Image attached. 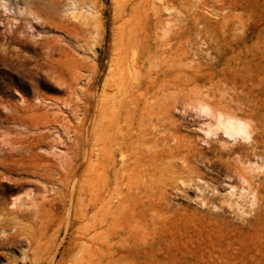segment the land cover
Here are the masks:
<instances>
[{"label": "rangeland", "instance_id": "obj_1", "mask_svg": "<svg viewBox=\"0 0 264 264\" xmlns=\"http://www.w3.org/2000/svg\"><path fill=\"white\" fill-rule=\"evenodd\" d=\"M127 1L79 0L77 15L88 3L98 12L97 21L87 25L67 10L73 0L39 5L0 0V153L19 150V141H34L35 152L44 158L33 160L25 153L8 157L12 170L0 158V264H57L63 257L62 264L96 260V245L78 240L83 225L69 224L84 205L79 201L81 186L86 191L95 188L94 163L84 153L96 137V123L107 126L110 102L100 93L115 46L122 30L129 33L130 27L141 24L130 10L124 11ZM174 9L166 26H192L197 39L198 20L200 26L233 41L235 51L229 48V55H237L233 65L248 81L239 98L230 89L223 104L253 123V136L258 135L260 143L254 138L207 136L201 128L210 119L178 102L173 119L191 147L188 160L177 159L182 167L177 172L165 167L157 206L128 207L124 217H117L113 244L129 248L157 239L154 251L162 258L160 264H264V0H189L185 9ZM162 16L170 18L168 13ZM129 18L130 25L124 26ZM94 36L97 42L91 49ZM203 45L190 46L195 56L208 54ZM44 134L47 138L40 139ZM58 154L67 160L79 154L84 167L76 188L62 183L65 171ZM24 161L48 163L52 169L36 167L26 173L20 169ZM40 173L56 180L47 181ZM60 193L67 197L65 206L33 204ZM15 200L25 203L29 218L13 219Z\"/></svg>", "mask_w": 264, "mask_h": 264}, {"label": "bare ground", "instance_id": "obj_2", "mask_svg": "<svg viewBox=\"0 0 264 264\" xmlns=\"http://www.w3.org/2000/svg\"><path fill=\"white\" fill-rule=\"evenodd\" d=\"M53 1L24 0V3L39 5L54 3ZM157 1L159 2L128 0L123 8L126 13L130 10L136 16L132 15L131 19L139 17L141 24L137 28L133 27L134 29L130 27L132 30L130 29L129 33L122 30L119 35L120 42L115 46L109 72L100 93V96H107L110 102L106 117L107 126L103 127L104 123L101 121L96 123V137L90 151L84 153L89 154L94 163L92 166L96 171L95 188L86 191L84 186H81L83 191H80L79 198L83 197L79 201L84 205L78 209L69 225L72 228L76 221H80L83 226L81 225L78 233L80 237L77 235L78 240L80 239L83 245H96L97 257L91 264H125L126 261H134L133 264H160L162 258L158 257L157 250L154 251L159 247L155 245L159 240L120 248L113 244L112 239L113 231L116 232L117 229V217H124L128 207L153 208L159 204L158 182L165 167L169 166L173 172H177L182 169L177 159L183 162L188 160L191 147L181 134L179 124L173 119V111L178 109V102L181 101L210 119L205 123L206 127L201 128L207 136L223 134L233 139L254 138L255 143H260L258 135L253 136L255 130L252 122L224 106L227 100L225 95L229 90H233V96L239 98L248 81L244 71L233 65L238 59L237 55H229V48L235 51L233 41L209 31L207 26H200L198 20L193 22L197 27V39L193 38L192 26L181 30L166 26L173 20V9H185L189 0H160L159 5ZM80 4L79 0H73L72 8L68 7L67 10L71 11L73 18L80 16L87 25L92 24V20L97 21L96 6L91 3L83 4L82 9L85 10L77 15ZM163 13H168L170 18L164 19ZM125 15L123 17H127ZM131 19L124 20L123 25H130ZM80 21L82 22L81 19ZM96 42L94 36L91 49ZM200 42L204 44V51L208 54L196 53L195 56L190 46L195 43L199 45ZM97 82L94 85L96 92ZM84 120L83 118L82 121ZM85 122H82L81 127H85ZM45 137L47 138L46 134L39 136L40 139ZM19 143L22 147L17 151L1 150L0 158H3L2 164L6 165L7 169L12 170L8 157H22L23 153L33 160H44L35 152L38 143ZM53 154L57 155V152L53 150ZM58 156L65 171L61 175L62 183L68 187L73 184L76 188L79 183L76 177L84 167L83 163H80L79 154L71 160L60 154ZM20 167L26 173L36 167L45 170L44 172L52 169L51 164L38 165L32 161H24ZM45 174L38 175L47 178V181L56 180L53 176ZM36 189H39L38 185ZM61 193L60 196L56 195L42 204L37 201L33 204L42 205L44 208L49 204L50 209L65 206L67 197ZM29 196L31 197L30 194ZM17 200L12 204L17 208L11 212L13 219L29 218L25 203L18 204ZM122 231L125 232L126 229ZM64 258L57 264H62Z\"/></svg>", "mask_w": 264, "mask_h": 264}]
</instances>
